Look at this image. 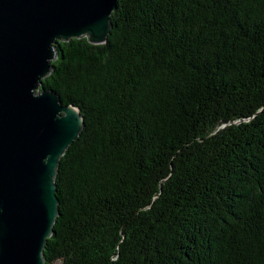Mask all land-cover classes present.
<instances>
[{
	"label": "trees",
	"instance_id": "16d2710c",
	"mask_svg": "<svg viewBox=\"0 0 264 264\" xmlns=\"http://www.w3.org/2000/svg\"><path fill=\"white\" fill-rule=\"evenodd\" d=\"M58 44L81 110L46 264H264V0H118Z\"/></svg>",
	"mask_w": 264,
	"mask_h": 264
},
{
	"label": "water",
	"instance_id": "95a60500",
	"mask_svg": "<svg viewBox=\"0 0 264 264\" xmlns=\"http://www.w3.org/2000/svg\"><path fill=\"white\" fill-rule=\"evenodd\" d=\"M117 1L0 0V264H46L60 161L85 120L43 81L60 42L107 43Z\"/></svg>",
	"mask_w": 264,
	"mask_h": 264
},
{
	"label": "bare ground",
	"instance_id": "6f19581e",
	"mask_svg": "<svg viewBox=\"0 0 264 264\" xmlns=\"http://www.w3.org/2000/svg\"><path fill=\"white\" fill-rule=\"evenodd\" d=\"M56 264H61V262H57Z\"/></svg>",
	"mask_w": 264,
	"mask_h": 264
}]
</instances>
